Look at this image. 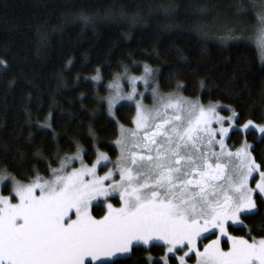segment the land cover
I'll return each instance as SVG.
<instances>
[{
    "label": "snow or ice",
    "instance_id": "6c2138e0",
    "mask_svg": "<svg viewBox=\"0 0 264 264\" xmlns=\"http://www.w3.org/2000/svg\"><path fill=\"white\" fill-rule=\"evenodd\" d=\"M230 7L237 20L255 23L229 27L221 42L253 45L264 65V0ZM0 66L7 67L2 59ZM120 67L103 85L108 94L95 97L116 128L115 159L99 150L89 125L91 150L71 139L70 154L59 147L51 156L33 154L46 174L29 163L30 174L19 179L0 166V187L10 189L0 191V264H123L120 257L152 248L162 255L149 256L148 264H264V233L257 239L252 230L247 237L229 231L246 229L245 220L260 215L264 163L246 139L238 147L227 143L232 133L250 130L264 140V124H240L234 108L188 98L180 82L163 92L159 69L148 64L140 75ZM90 79L101 86V70ZM121 111L130 127L120 123ZM51 119L50 113L39 127L51 129ZM94 208L103 215L97 218Z\"/></svg>",
    "mask_w": 264,
    "mask_h": 264
},
{
    "label": "trees",
    "instance_id": "16d2710c",
    "mask_svg": "<svg viewBox=\"0 0 264 264\" xmlns=\"http://www.w3.org/2000/svg\"><path fill=\"white\" fill-rule=\"evenodd\" d=\"M246 2L0 0V59L7 65L0 66V166L8 165L19 179L30 174L29 163L46 174L45 165L35 163L33 154L40 150L51 156L57 147L70 154L74 151L71 139L91 150L89 125L99 149L114 158L116 128L95 97L107 94L103 85L122 71L121 64L134 71L140 69L132 68L134 62L154 66L163 91L175 89L180 82L187 96L234 108L242 117L239 123L264 122V65L255 47L247 42L225 45L199 28L209 22L208 16L233 14L230 6ZM97 68L103 77L99 87L90 79ZM50 113L52 128H40ZM117 117L130 125L127 111ZM231 136V145L243 137L251 141L257 162L264 163L261 134L250 130ZM93 214L101 216L103 211L94 208ZM245 223L246 229L229 231L247 237L252 230V236L261 237L264 206L260 215ZM161 255L158 248L141 249L119 259L123 264H148L149 256L156 260Z\"/></svg>",
    "mask_w": 264,
    "mask_h": 264
},
{
    "label": "rangeland",
    "instance_id": "374dc122",
    "mask_svg": "<svg viewBox=\"0 0 264 264\" xmlns=\"http://www.w3.org/2000/svg\"><path fill=\"white\" fill-rule=\"evenodd\" d=\"M208 19H210L209 20V22L208 23H202V24H200L199 25V28H200V30H201V32H203V33H207L209 36H213V37H216V38H218V39H220V37L222 36V35H224L225 34V32H226V30L229 28V27H232V26H236V25H240V24H244V25H251V24H254V20L253 19H251V18H248V19H244V20H237L236 19V17L231 13L230 14V12H228V14H218V13H215L214 15H210V17L208 16ZM205 25V26H204ZM142 64L141 63H138V62H134L133 64H132V68H139L140 67V69L139 70H137V71H134V70H132V72H133V74L134 75H140V74H142V70H143V68H142ZM152 68H154L155 69V67L154 66H151ZM157 69V68H156ZM111 82V81H110ZM141 91L143 90V88H142V86H141V89H140ZM174 90V89H173ZM163 91V90H162ZM170 91H172V90H170ZM170 91H163V92H165V93H168V92H170ZM108 94V93H107ZM106 94V95H107ZM105 95V96H106ZM184 96H186V97H188V98H195V97H190V96H187V95H185V94H183ZM145 103L146 104H148L149 106L152 104V101L149 99V100H146L145 101ZM209 103V102H208ZM208 103H205V104H208ZM220 114L221 115H224V116H228V115H230V113L229 112H223L222 110H221V112H220ZM246 122V121H245ZM255 123H257V124H264V122H257V121H254ZM244 123V122H243ZM243 123H240V124H243ZM125 126H131V125H125ZM258 133V132H257ZM258 135H260V133H258ZM246 139V137H243L242 139H241V141L236 145L237 147L239 146V144L243 141V140H245ZM247 140V139H246ZM227 143L229 144V146H232L231 144H230V142H229V140L227 141ZM247 143H249L250 145H252V142L251 141H249V140H247ZM100 151H102V152H105L104 150H102V149H99ZM106 153V152H105ZM95 159V158H94ZM93 159V160H94ZM113 159H115V157L113 158ZM259 163V162H258ZM106 170V169H105ZM0 191H3V194L4 195H8L9 194V192H10V189H8V190H6V191H4L3 190V188L2 187H0ZM113 203H116L115 201H113ZM103 215V214H102ZM100 216H97V218H99ZM231 233V232H230ZM232 235H235V234H233V233H231ZM236 236H239V235H236ZM213 238H215V237H213ZM257 239H259L260 237H256ZM193 264H194V262H193Z\"/></svg>",
    "mask_w": 264,
    "mask_h": 264
}]
</instances>
